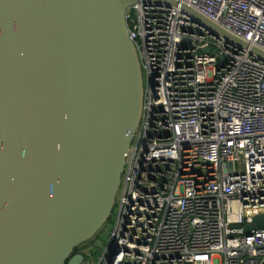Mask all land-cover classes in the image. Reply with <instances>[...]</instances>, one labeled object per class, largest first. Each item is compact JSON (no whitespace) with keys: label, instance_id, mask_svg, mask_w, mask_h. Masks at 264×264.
<instances>
[{"label":"built area","instance_id":"2783aa9c","mask_svg":"<svg viewBox=\"0 0 264 264\" xmlns=\"http://www.w3.org/2000/svg\"><path fill=\"white\" fill-rule=\"evenodd\" d=\"M171 1L124 9L140 115L103 246L79 264H264V226L244 229L264 216V59L248 50L264 52V0Z\"/></svg>","mask_w":264,"mask_h":264},{"label":"water","instance_id":"95a60500","mask_svg":"<svg viewBox=\"0 0 264 264\" xmlns=\"http://www.w3.org/2000/svg\"><path fill=\"white\" fill-rule=\"evenodd\" d=\"M134 1L0 0V264H79L71 247L107 217L142 99Z\"/></svg>","mask_w":264,"mask_h":264},{"label":"rangeland","instance_id":"374dc122","mask_svg":"<svg viewBox=\"0 0 264 264\" xmlns=\"http://www.w3.org/2000/svg\"><path fill=\"white\" fill-rule=\"evenodd\" d=\"M141 80L142 84L144 83V75L141 72ZM110 214L109 212L108 218L105 219L94 229V231L86 236L85 238L77 241L70 249L67 258H69L72 254L79 253L82 255L81 262L90 263L95 255L99 252V250L103 246V242L105 240V236L107 230L110 227Z\"/></svg>","mask_w":264,"mask_h":264}]
</instances>
